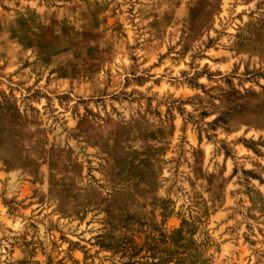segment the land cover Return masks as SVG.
I'll return each mask as SVG.
<instances>
[{"label": "rangeland", "instance_id": "1", "mask_svg": "<svg viewBox=\"0 0 264 264\" xmlns=\"http://www.w3.org/2000/svg\"><path fill=\"white\" fill-rule=\"evenodd\" d=\"M0 264H264V0H0Z\"/></svg>", "mask_w": 264, "mask_h": 264}]
</instances>
